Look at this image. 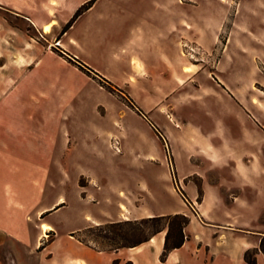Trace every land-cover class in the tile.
Masks as SVG:
<instances>
[{"label": "crops", "instance_id": "1", "mask_svg": "<svg viewBox=\"0 0 264 264\" xmlns=\"http://www.w3.org/2000/svg\"><path fill=\"white\" fill-rule=\"evenodd\" d=\"M65 1L0 0V6L14 8L44 30L46 23L57 21L56 8L66 7ZM83 2L89 0H79L75 8ZM100 2L94 0L82 13L97 10L106 17L110 9L106 10L108 14L104 13L98 7ZM225 2L229 4H223L222 14L218 16L211 0H192L188 17L183 16L186 8L183 1L160 3L162 6L154 18L133 23L127 37L113 51L115 60L126 63L127 69L120 78L110 77L119 87L147 88L145 94L153 93L152 88L178 87L184 73H188L184 70V39L191 37L206 49L212 48L229 21L228 35L212 80L228 94L222 98L226 104L236 108V117L243 125L240 132H224V144L217 145L211 141L214 132H203L181 116L178 117L182 123L179 120L176 123L172 117L176 129L164 128L173 144L174 176L167 155L162 159L152 158L150 148L143 152V159L128 162L131 168L138 169L131 175L123 174L128 165L122 167L125 163L118 162L100 163L101 170H80V174L88 176L86 185L76 181L75 188L81 197L105 205L97 212H85L84 221L76 222L71 228L73 238L68 237L77 245L72 251L58 245L60 235L37 250L40 242L22 235L26 229L22 213L0 207V249L9 243L16 264H34L29 260L32 258H36L35 264H127L129 261L132 264H249L245 260L249 248H258L257 257H264L260 247L264 236V100L259 94L248 95L246 89L264 86V0H237L234 6L231 1ZM42 9L49 17L34 15L33 12ZM6 22V17L0 15V183H23L19 174L7 179V167H45L48 170L44 178L31 175L26 182L35 191L37 183L47 184L53 190L54 168H81L76 152L99 153L102 139L109 141L112 129L103 126V117L109 121L113 118L100 108L104 96L107 99L111 96L92 75L50 48L42 54L37 49L29 50L27 54L31 58L23 62V46L8 49L2 40L12 35ZM25 32L22 27L15 29L13 37L21 40ZM232 43L238 57L234 74L229 73L233 65L228 67L224 61ZM59 44L65 46L63 40ZM45 54L57 61L45 63L42 57ZM228 60L232 58L229 56ZM87 103L91 112L84 114L80 108ZM36 116L39 120H35ZM126 131L127 127L123 126L121 132ZM65 152H73V158L70 154L66 159ZM65 192L55 204L63 198L59 205H68ZM58 207L48 212L41 226L46 222L56 229L58 222L71 220L62 214L65 208L59 211L61 206ZM180 212L190 216L184 227L185 240L170 249L165 260L161 254L167 229L139 244L113 249L82 241L76 233L91 224ZM43 231L44 236L47 232ZM0 264H5L1 253Z\"/></svg>", "mask_w": 264, "mask_h": 264}, {"label": "rangeland", "instance_id": "2", "mask_svg": "<svg viewBox=\"0 0 264 264\" xmlns=\"http://www.w3.org/2000/svg\"><path fill=\"white\" fill-rule=\"evenodd\" d=\"M79 0H66V7H57V13L54 17L57 18V22L53 25L50 32H44V30L34 26L30 21L23 16L19 15L14 8L0 6V15L6 17L7 31L11 32L12 35L8 36L7 39H2L6 42V47L14 48L15 45L23 46V62H28L31 58L27 53L31 49H37V52L43 53L44 49H52L56 53L63 55L70 62L75 63L82 68V61H85L90 66L94 67L109 79L113 80L110 76L120 78L123 72H126L127 64L117 62L114 58L113 51L118 48L119 44L124 41L130 32V27L133 23L154 18V14L160 10V3L167 0H101L99 9L104 13L109 11L106 17L100 16L97 10L89 13H81L73 22V24L64 31L67 27V22L74 16L77 9L82 5L80 3L75 8L76 3ZM183 1L184 7L183 16L188 17L189 2L192 0H181ZM215 6L216 15L222 14V6L226 3V0H211ZM231 1V5L234 6L237 0ZM84 3V2H83ZM231 5L228 8L231 9ZM75 8V9H74ZM41 10V8L39 9ZM73 10V11H72ZM34 15L38 17L48 16V12L35 11ZM49 17V16H48ZM115 24V27L112 25ZM137 24V23H136ZM1 26V23H0ZM98 26H102L103 29H97ZM20 27L26 29L23 39L19 40L14 38L15 29L20 30ZM91 27L88 31L86 28ZM229 21H227L221 29L219 35V41L212 48L206 49L193 38L189 37L188 40L184 39L183 42V60L185 63L184 70L188 71L184 73V78L181 81V85L178 87L171 88H152L153 93H146L147 88L143 87H116V91H110L103 84L104 92L110 93V98H105L104 105L100 108L103 113L112 115L111 121L103 117V126L112 129L109 141L103 138L100 146V154L97 151H79L76 152V158L81 164V168L68 166L66 168L56 167L54 168V175L56 181L51 183L54 189H48L49 186L43 183H37L35 188L32 189V185L26 182L30 179L31 175H35L37 178H44L48 168L45 167H7L6 176L7 179L15 177L19 174L22 176L23 183L7 182L0 183V207H7L8 209H16L17 212L22 213V221L25 225V230L22 232L24 238L40 242L37 250H42L47 244L55 240L59 235L58 245L65 247L69 250H75L77 248L76 243L69 239L71 236V228L78 221H84L85 212H97L100 206L104 207V203H99L84 200L81 197V192L78 191L75 186L78 180L80 184L86 185L88 183V176L80 174V170H101L99 164L106 163H125L128 165L124 168L123 174L131 175L132 171H137V168H131L129 165L131 161L141 160L144 158L143 152L147 149H151V157L162 159L167 155L170 160L171 169L174 160L173 157V144L167 136V131L164 127H171L175 130V122L179 120L182 123L181 116L189 120L191 125L199 127L203 132H214L211 141L217 145L224 144L223 135L224 132L239 133L242 129V122L236 117V108L226 104L223 97L228 96L226 91L219 86L215 85L212 80V75L215 76L216 64L222 54L223 42L226 40L228 35ZM63 40L64 45L59 43ZM185 42H192L195 44L196 52L191 55L188 52L189 48L185 46ZM9 52V51H8ZM39 53V54H40ZM9 54V53H8ZM228 54V55H227ZM76 55L78 59L74 57ZM232 58V61L228 60V57ZM45 63L54 64L55 60L50 55L45 54L42 56ZM234 58H237L236 62H233ZM10 55H8V61ZM2 58L0 59V62ZM224 61L227 66H231L230 74H234V70L238 62V57L234 54V44L232 43L228 53L224 55ZM84 65V64H83ZM85 68V67H84ZM83 69V68H82ZM86 69L85 71H87ZM92 75L100 84V78L95 77L93 71L88 72ZM107 84V83H106ZM114 85H116L114 83ZM190 86V87H189ZM192 89L193 92H190ZM238 89V88H233ZM248 95L259 94L264 100V86L259 84L255 88H246ZM133 92V95L131 94ZM130 95L133 98L135 106H131L128 100L122 95ZM238 94V92H237ZM135 96V97H134ZM77 104V103H76ZM262 110L264 113V102L262 103ZM80 111L84 114L91 112L89 103L85 104ZM115 118L117 121H115ZM39 120V117H35V120ZM108 120V121H107ZM123 126L127 127L128 131L122 133ZM167 128V129H168ZM119 137L121 143V150L117 151L111 144L113 137ZM55 153V152H54ZM57 153V152H56ZM67 155L64 156L66 159L71 154L73 158V152H65ZM70 156V157H71ZM67 162V161H65ZM159 168V167H158ZM154 172V171H153ZM157 174V173H156ZM172 174L174 172L172 169ZM170 178V176H168ZM67 181L66 190L63 187ZM6 188V189H5ZM66 191V192H65ZM65 192L68 205H59L56 203L57 199L61 194ZM49 194V195H48ZM82 195H86V190L83 189ZM63 198H60L61 200ZM59 202V201H58ZM55 205V206H53ZM53 206V207H52ZM64 217L71 219L70 221L58 222L56 229H53L50 225L51 230L44 236L42 235L43 228L41 221H46L48 212L59 208ZM45 211L41 212L42 209ZM50 208V209H49ZM41 212V213H40ZM14 218V217H12ZM46 223L43 222L42 225ZM48 224V223H46ZM140 225V224H139ZM130 225L123 224L121 228L128 229ZM142 229L139 236H143L149 229L150 226L142 225ZM74 231V230H73ZM100 231V230H97ZM96 232V231H95ZM102 233H109V229L101 231ZM59 233V234H58ZM69 233V234H68ZM78 233V232H76ZM94 234V233H93ZM177 229H173L172 241L175 239ZM69 236V237H68ZM86 238H91L92 235H85ZM124 241V240H123ZM97 247H104L110 245L108 241L96 242L90 241ZM0 253L5 261V264H16L15 255L13 248L10 247L9 243L0 249ZM32 260L35 264V259ZM257 264H264V257L259 259L257 257Z\"/></svg>", "mask_w": 264, "mask_h": 264}, {"label": "trees", "instance_id": "3", "mask_svg": "<svg viewBox=\"0 0 264 264\" xmlns=\"http://www.w3.org/2000/svg\"><path fill=\"white\" fill-rule=\"evenodd\" d=\"M94 0H89V2L83 3L75 12L74 16L67 22V27L64 28L65 32L75 21V19L87 9ZM76 59L78 57L74 55ZM82 68L87 71H93L95 77L100 78L101 84L106 86L110 91H116L118 85H114V82L105 76L103 73L90 66L85 61H82ZM85 67V68H84ZM107 83V84H106ZM125 99L128 100L129 105L135 106L134 100L130 95H122ZM202 195V190H200V196ZM190 221V216L186 213L180 212L175 214H162V215H152L145 216L141 218H128L122 220H112L106 221L98 224L88 225L78 231V238L87 243L90 241L104 242L105 240L109 242L110 245L101 247L104 249H113L121 246L136 245L143 241L150 239L154 234L158 233L161 230L167 229L166 241L163 252L161 254V259L165 260L168 251L174 247L180 246L185 240L184 227ZM123 224H128L130 227L128 229H123L121 226ZM140 224V225H139ZM142 225L150 226V229L143 235L137 236L142 229ZM109 229L111 234L102 233V230ZM173 229H177V234L175 239L172 241V232ZM100 230V231H97ZM96 231V232H95ZM94 233V234H93ZM85 235H92L91 238H86ZM124 240V241H123ZM260 247L264 252V236H262L260 241ZM257 252L258 248H249L245 251V260L249 264H257ZM127 264H132V261H129Z\"/></svg>", "mask_w": 264, "mask_h": 264}, {"label": "built area", "instance_id": "4", "mask_svg": "<svg viewBox=\"0 0 264 264\" xmlns=\"http://www.w3.org/2000/svg\"><path fill=\"white\" fill-rule=\"evenodd\" d=\"M185 46L189 48L188 52H190L191 55H194V53L196 52L195 44H193L192 42H185ZM111 144L115 150H117V151L121 150V143H120L119 137L114 136L112 138Z\"/></svg>", "mask_w": 264, "mask_h": 264}, {"label": "bare ground", "instance_id": "5", "mask_svg": "<svg viewBox=\"0 0 264 264\" xmlns=\"http://www.w3.org/2000/svg\"><path fill=\"white\" fill-rule=\"evenodd\" d=\"M57 21L54 19L52 20L51 22H48L44 25V32H50L52 30V27H53V24H55ZM63 199L60 200V202L62 201ZM59 202V203H60ZM58 203V204H59ZM43 227V230H45L46 232H48V230L51 228L48 224L44 223L42 225Z\"/></svg>", "mask_w": 264, "mask_h": 264}]
</instances>
